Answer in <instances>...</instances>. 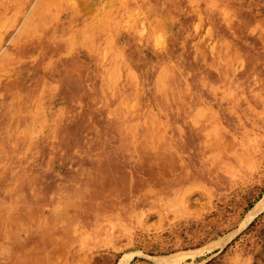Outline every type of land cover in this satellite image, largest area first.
Returning a JSON list of instances; mask_svg holds the SVG:
<instances>
[{"label":"rangeland","instance_id":"1","mask_svg":"<svg viewBox=\"0 0 264 264\" xmlns=\"http://www.w3.org/2000/svg\"><path fill=\"white\" fill-rule=\"evenodd\" d=\"M173 1L190 21L191 34L183 29L180 37L186 41L195 31L210 41V21H219L221 35L231 39L237 76L245 71L247 78L210 87L220 102L193 100L192 106H205L204 114L162 104L171 109L163 121L177 147L165 165L144 167L131 148L144 135L137 133L142 116L135 103L121 105L124 115L115 104L98 105L123 129L92 132L84 119L93 112V42L113 23L120 35L132 30L120 52L125 67L110 62L105 46L101 55L109 93L122 90L128 76L135 97L146 38L159 54L169 45L175 56L184 52L175 26L167 35L161 24H149V0H100L89 13L85 6L94 0H0L3 13L16 14L0 28V264H264V0H224L226 10L219 0ZM42 2L53 16L46 73L38 77L40 32L33 20ZM245 36L258 53L249 51ZM73 55L79 66L70 78L61 64ZM197 71L193 65L191 76ZM24 76L35 78L30 88ZM153 107L146 104L143 117L154 121ZM98 140L121 145L112 175L88 173L85 184H101L96 198L82 196L56 210L57 175L69 168L70 157L83 164L82 155L92 160L102 152L92 146ZM79 142L91 147L70 149Z\"/></svg>","mask_w":264,"mask_h":264},{"label":"bare ground","instance_id":"2","mask_svg":"<svg viewBox=\"0 0 264 264\" xmlns=\"http://www.w3.org/2000/svg\"><path fill=\"white\" fill-rule=\"evenodd\" d=\"M157 1L158 0H149L146 5L148 23L161 24L166 33L171 26H175L174 28L177 29L175 32L177 34L175 43L182 46L184 52L175 56L169 51L171 49L169 45L159 54V52L157 53L152 48L151 45L153 44L149 37L146 38V49H144L143 54L145 56L144 60H138L139 63L137 65V69L140 73V89L136 96L133 97L131 95L132 92L127 80L128 76H126L127 79L123 83L122 90L115 91V93H109V83L102 62L103 56L101 55L106 51L104 50V46L109 49L107 51V56L108 58L110 57V62L116 67H125L126 63L122 62L120 59V52L124 45L131 41L134 35L132 30L127 29H124V33L120 35V29L115 23H113V25L110 24L107 29H105L106 27L100 28V34L98 35L99 39L96 42H93V47L97 49V55L91 62L90 68L92 69V72L88 77L91 82L90 94L93 96V102L91 104L93 112L91 111L90 114L84 116V119L92 132L97 129L107 132L109 128L115 127L123 129L126 128L123 124L116 125L109 122V116L104 114L102 109H98V105L115 104L119 107L116 111L119 110V113L124 115L125 113L123 112H125V109L121 108V105L127 100H131L135 103L136 107L134 108V111L139 116H142L140 117L142 119H139V122L137 123V133H144V135L142 134L137 140L133 141L131 148L133 149L132 152L138 155V158L144 167L153 163L165 165L168 159V154L177 147L175 141L169 137L172 128L163 121L165 113L171 112V109L164 108L162 104L170 102L178 105V103H181L178 110L185 115L197 116L204 114L206 113L205 106H192L191 103L193 100L197 99L205 103L220 102L222 101V98L215 95V92L211 93L208 91L210 87L220 89L230 85L231 81L237 79L245 81L247 78V74H243L245 71L240 76H237V61L234 57L235 53L231 47V39L228 36L221 35V30L223 28L219 21H210L212 40L203 41L200 37L197 38L194 34L195 31H193L192 35L184 41V39L180 37V32L183 29H188V31H190V21L181 13L182 5L179 2L175 3L173 0H165V2L162 3ZM98 3H100V0H94V2L89 3L85 6V12L89 13L93 9H96ZM217 3L224 10L229 9V7L226 6V1L219 0ZM115 10L118 11L117 7ZM211 10L212 9L209 8L207 14H211ZM15 15V13L7 15V13H3L0 10V28L6 19L12 20ZM52 16L53 11L45 4V2H42L33 20L34 28L40 32L38 50L41 67L37 71L38 77H44L46 73L47 33L49 31L48 26L52 22ZM203 23L205 24L206 22ZM140 26V24H137L135 29L137 27V29H139ZM167 40L169 41V39ZM243 40L250 45L249 51L251 53H258L257 50L254 49V42L251 36H245ZM193 65L198 68L195 77L190 74V69ZM61 66L64 73L70 78H73L77 67L79 66L78 59L73 55L69 58L68 64H66L65 67L62 64ZM246 68H248V66H246ZM34 80V77L24 76L22 77L21 82L25 88H30L34 84ZM28 95L30 101L35 100L37 97V95L33 92L31 93V91H28ZM146 104L154 106L151 110L155 118L154 121H151L149 117H143L146 116V109L143 108ZM77 144L78 143L70 145V149L72 150L78 146L82 148L86 145L87 147L90 146V144L84 142ZM92 146L99 148V151L102 152L92 160L87 159V156L82 155L81 159L83 160V164H81L80 159L77 161L75 158L70 157L68 159L69 168L65 173L57 175V179H59L58 183L60 182V185L55 189L53 194L57 199L55 203L56 210L61 207H66L68 202H71V200L74 199L76 200L82 196L91 200L96 198L101 190V184L99 182L93 183L95 181L91 182L89 186L87 183L85 184L82 179L88 173L92 175H105V177L112 175V168L116 165L117 159V157L114 158L113 154H117L119 146L121 145L117 146L112 140H98L92 144ZM31 257L34 261H39L40 259L36 258V255L33 256V253Z\"/></svg>","mask_w":264,"mask_h":264}]
</instances>
